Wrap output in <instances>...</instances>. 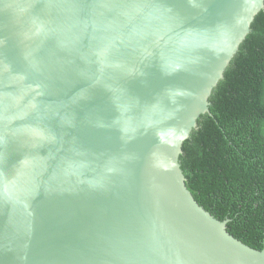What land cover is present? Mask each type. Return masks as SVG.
Returning <instances> with one entry per match:
<instances>
[{"label":"water","instance_id":"1","mask_svg":"<svg viewBox=\"0 0 264 264\" xmlns=\"http://www.w3.org/2000/svg\"><path fill=\"white\" fill-rule=\"evenodd\" d=\"M264 0H0V264H264L180 156Z\"/></svg>","mask_w":264,"mask_h":264},{"label":"trees","instance_id":"2","mask_svg":"<svg viewBox=\"0 0 264 264\" xmlns=\"http://www.w3.org/2000/svg\"><path fill=\"white\" fill-rule=\"evenodd\" d=\"M184 141L181 167L196 200L244 243L264 248V10Z\"/></svg>","mask_w":264,"mask_h":264}]
</instances>
